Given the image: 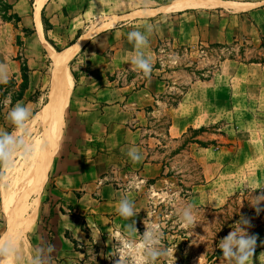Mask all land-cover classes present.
Segmentation results:
<instances>
[{
    "label": "crops",
    "instance_id": "1",
    "mask_svg": "<svg viewBox=\"0 0 264 264\" xmlns=\"http://www.w3.org/2000/svg\"><path fill=\"white\" fill-rule=\"evenodd\" d=\"M36 1L8 0L22 17L20 26L35 30L36 43L29 42L31 35L23 36L21 58L9 36L15 26L0 17V31H5L0 33V64L6 65L8 79L15 76L19 87L22 61L31 69L25 98L17 102L29 108L35 102L29 96L42 90L37 82L42 63L53 64L44 40L56 51L48 39L59 45L58 52L77 47L70 61L75 76L66 139L41 206L48 226L41 235L48 249L37 251L41 264H105L118 235L123 234L120 241L136 235L124 233V226L135 221L139 230L158 185L168 182L184 152L200 163L204 178L190 192L192 204L220 206L247 186V174L236 172H246V162L264 161V67L225 59L209 80L190 81L182 100L171 107L168 99L176 86L165 68L154 64L163 45L224 43L243 36L258 41L264 36V0H46L38 12L41 32ZM43 10L52 25L47 31ZM146 26L152 31L146 33L148 46L140 51L153 65V75L147 77L133 71L130 60L136 49L127 39L130 31L146 32ZM256 110L258 126L253 127L248 118ZM238 114L244 115L242 123ZM165 115L168 122L163 125ZM4 122L0 131L12 133ZM219 122L225 124L220 128L225 136L242 134L238 148H201L194 142L201 134L186 143L188 150L181 148L190 129ZM129 148L138 149L142 159L133 162ZM124 196L135 206L137 214L131 219L116 212ZM66 232L78 241L77 249ZM253 234L257 246L247 264H264V225ZM93 246L98 251L86 249Z\"/></svg>",
    "mask_w": 264,
    "mask_h": 264
},
{
    "label": "rangeland",
    "instance_id": "2",
    "mask_svg": "<svg viewBox=\"0 0 264 264\" xmlns=\"http://www.w3.org/2000/svg\"><path fill=\"white\" fill-rule=\"evenodd\" d=\"M1 8L3 9V7H0V9ZM0 25L2 24L0 23ZM34 32L29 33V35H31V38H29L30 43L37 42ZM0 33H5V31L2 30ZM18 35L21 36V43L17 40ZM9 36L11 41L14 40L16 45L19 46L20 50L17 55L21 58L22 56L19 53L22 52L21 47L24 46L26 40L23 39V36H28L24 35L21 26L16 28V30H12ZM256 43H259V41H256ZM192 46V50L190 51H181L177 47V44L171 46L163 45V47L157 51L160 62L158 61L154 64V67L168 69L166 72L170 74V79L174 81L172 84L176 86L173 91H179L182 85H188L193 78L201 76L198 71H204L205 75L209 74V70L211 69L214 70L215 74L218 72L216 68L220 66V54L223 55L224 52H220L216 49L202 51L199 49L198 42L192 43ZM238 50L239 48L237 51ZM249 53L250 52H247V54ZM42 66L41 79L37 80V82L40 81L39 83L42 85V90L38 89V92L32 97V100L35 102H31L28 108L32 115L26 122L24 129H16L6 118L8 109L11 108V98L19 90L18 84L3 87L1 93H3L4 96L2 98L0 97V122L5 121L4 123H7L6 127L13 130L11 133L12 135H24L25 140L31 144L42 135L45 128L44 126L34 124L35 116L43 106L50 101V96L53 93L51 89V78L55 68L54 64H51L50 61H44ZM69 66L72 73L73 63L70 61ZM170 101H172V99H168L169 104ZM68 106L69 104L64 106L63 116L65 123L60 137L59 149L51 160L42 187L36 194L30 193L29 187L26 188L23 196L25 197V202H23V197L20 196L19 193H15L16 185L18 182H21V175L25 173L24 169L26 170V166L24 167V159L19 157V153L15 155L11 166L0 163V242L5 244V246L8 243L13 244L15 242L14 264H41L40 259H38L37 251L48 249V242H45L46 237L43 236L41 238V235L46 233L43 229H48V226L45 224L46 219L43 213L41 214V206L46 195L45 189L49 174L53 169L54 163L61 155L62 145L66 139ZM257 113L258 110H256L255 113L252 111L251 117L248 118L253 127L258 126L257 123L255 124V119H259ZM236 116H238L237 121L239 123H242V120L245 119L243 114H238ZM262 117H264V114H262ZM163 118V125H166L168 116L165 115ZM224 125V123L219 122L211 125L210 128H207L206 131L203 132L195 133L194 131H190L181 142V148H186V143L200 134L203 136L200 140L205 142L210 148H224L226 146H230L234 149L238 148V142L240 139L242 140V134L240 136L238 134L237 137L231 136L229 138L227 135L225 136V132L220 129L224 127ZM197 146L203 148V146L199 144ZM186 150H188V148H186ZM245 165L246 172L242 169L236 173H238L240 177H244V175L247 174V178L250 180H248L247 186L240 187L220 206H218V204L214 206L194 205L189 201L190 192L195 185L204 182V178L201 173L200 163L190 156L189 153H182L174 162V168L169 172L171 177L168 182H160L158 185L157 193H154L152 203H150V207L146 214V219H144L141 226H139L138 233L130 239H122L121 241L128 244L129 247L133 244H138L142 240L143 233L146 231L145 225L150 224V226L158 229L161 237L160 246L167 250V255L158 257L154 264H227L222 253L218 252V247L216 245L221 238L225 237L231 231V225L240 220L241 216H243L250 222V227L247 228L248 233L253 235L255 232L253 230L259 227L258 221H264V207H262V205L264 206V201H261L258 205L260 208L259 213H257L256 208L252 206V204L256 203V198L260 196V194L256 193L254 190L264 186V161L246 162ZM29 166L30 165H28V167ZM16 168L18 170H15ZM19 170L21 171L18 172ZM249 172L250 175H248ZM24 184H26V182ZM31 202L36 203V208L31 213H25L26 211H23L25 206L31 204ZM187 204L193 205L196 211V219L198 222L193 228L181 225L178 220V209ZM20 205L24 207L19 208ZM16 216L18 217L17 219ZM10 233L13 235L11 236ZM6 236L8 238H6ZM11 237L13 239H10ZM121 241L116 244L114 253L122 251V249H120ZM86 249L93 252L98 251V248H95V246L91 248L87 247ZM114 253H112L110 259L107 260L105 264H115L118 256L113 255ZM0 259H2V257H0ZM126 264H132L130 258L126 259Z\"/></svg>",
    "mask_w": 264,
    "mask_h": 264
},
{
    "label": "clouds",
    "instance_id": "3",
    "mask_svg": "<svg viewBox=\"0 0 264 264\" xmlns=\"http://www.w3.org/2000/svg\"><path fill=\"white\" fill-rule=\"evenodd\" d=\"M151 31V26H146V32L133 30L127 34L128 41L133 43L136 49V53L131 57L130 65L133 71L139 70L146 77L150 76L153 65L150 58H147L140 49L148 46L149 39L146 33L150 34ZM7 81V67L0 64V83H6ZM31 115L32 113L26 106L17 102L16 105L10 108L6 118L16 129L21 130L25 128L26 122L31 118ZM34 151V145L27 142L24 135L14 136L7 131H0V163L11 166L17 153L27 157L32 155ZM127 155L133 162H138L142 159L139 150L136 148H129ZM261 201H264V195L258 196L256 203L252 204L256 208L257 213L260 211L258 205ZM134 207V203L127 196H124L120 199L116 212L125 219H131L137 214L134 211ZM178 220L181 225L193 228L198 222L194 206L187 204L178 209ZM145 226L146 231L138 244H133L129 247L123 241L120 242L122 251L113 254L118 256L115 264H126L127 258L131 259L132 264H154L158 257L167 255V250L160 246L161 237L158 229L150 226V224ZM248 227H250L249 220L241 216L240 220L231 225V231L221 238L216 245L227 264H247L249 258L254 256L258 237L254 234L250 235L247 231ZM123 229L124 233L129 236L138 233L135 221L125 225ZM122 235L121 233L116 239L120 241ZM52 250H54V246H49V251ZM10 251L9 247L0 242V257H3V259H0V264H9Z\"/></svg>",
    "mask_w": 264,
    "mask_h": 264
},
{
    "label": "bare ground",
    "instance_id": "4",
    "mask_svg": "<svg viewBox=\"0 0 264 264\" xmlns=\"http://www.w3.org/2000/svg\"><path fill=\"white\" fill-rule=\"evenodd\" d=\"M45 1L46 0L36 1L37 25H38V30L40 32L42 31V27L39 21L38 12L43 6ZM44 43L49 52L48 54L53 60V64L55 67L52 73V78H51V89L53 93L50 96V101L46 103L43 106V108L38 112V114L35 116L36 118H35L34 124L45 127L42 135L39 138H37V140L32 144L35 147V151L33 152L32 155L27 156V157H25L21 153L18 154L20 158L24 159L23 160L24 167L26 166V170L24 169L25 173L22 172L24 174L21 175L22 176L21 182L17 183L16 190H15V193H19L20 196L22 197L24 196V191L28 187H29L28 189L31 191L30 193L36 194V192L42 187L43 181L46 179L45 177L47 175V171L51 163V160L59 149L60 137L63 131L64 123H65V119L63 116L64 106L68 103L71 97V94H72L73 87H74V78L70 70L69 61H71V59L74 57L77 51V47L75 46L71 49L58 52L55 49H53L52 46L48 44L45 40H44ZM28 165L30 166L28 167ZM17 168L15 170H18ZM20 171L21 170H19L18 172ZM25 182L26 184H24ZM23 199H24L23 202H25V197H23ZM35 204H36L35 202H31V204L29 205L27 204V206H25V209L23 211H26L25 213H28V212L31 213L36 208ZM21 207H24V206L20 205L19 208ZM17 218L18 217L16 216V219ZM12 235L13 234H11V236ZM6 238L8 237L6 236ZM10 239H13V238L11 237ZM15 245H16L15 242L13 244L11 243L6 244V246L11 249L10 254H9V264L15 263V260H14V252H15L14 248L16 247Z\"/></svg>",
    "mask_w": 264,
    "mask_h": 264
},
{
    "label": "trees",
    "instance_id": "5",
    "mask_svg": "<svg viewBox=\"0 0 264 264\" xmlns=\"http://www.w3.org/2000/svg\"><path fill=\"white\" fill-rule=\"evenodd\" d=\"M0 7H3V9H0V17L2 18L3 21L5 22H11L15 28H19L20 27V22L22 20V17L13 10V5L11 3L8 2V0H0ZM42 20H43V24H44V28L45 31L49 30L51 28V24L49 22V20L46 18L45 14H44V10L42 11ZM21 30L24 32L25 36H28L30 32H34L33 29H29L25 26H21ZM33 30V31H32ZM81 33L79 32V35ZM30 36V35H29ZM17 40L18 42L21 43V36L18 35L17 36ZM53 45L54 47L60 51L62 50L61 47L59 45H56L54 43V41L48 39ZM259 43H256L255 40H253L250 37L247 36H243V37H234V39L230 42H208L207 45H205V43L200 42L198 43L199 49L202 51H205L207 49H216L220 52H224L223 55L220 54L221 57V61L225 60V59H232V60H237L240 61L242 63L245 64H251V63H256V64H260L261 66L264 67V36H260L258 38ZM239 46V47H238ZM181 51L183 50H192V44H183V45H179L177 46ZM239 48V50L237 51V49ZM247 52H250L249 54H247ZM159 61V60H158ZM157 61V62H158ZM160 62V61H159ZM189 68V67H187ZM219 68V66L216 68V70ZM168 69H165V71ZM30 67L27 63L26 60L22 61V65H21V77H22V81L19 85V90L15 93V95H13V97L11 98V106L13 104H15L17 101L22 100L25 98L26 95V90L29 88V84H30ZM198 73L201 75L198 78H193L191 83L195 82V81H205V80H209L213 75H214V70L211 69L209 70V74L205 75L204 71H198ZM73 75L75 76V72L73 71ZM151 75H153V72H151ZM190 83V84H191ZM18 82L14 77L8 79V81L6 83H0V97L2 98L4 96L3 93H1V90L3 87L5 86H10V85H17ZM190 84L188 85H182L181 88L179 89V91H177L175 94H173L171 96L172 101H170V106L174 107L177 106L178 103L182 100L184 94L188 91ZM38 92V90H36L33 94H31L29 96V99L32 100V97L34 94H36ZM211 126H202L199 129H190V131H194L196 132H203L206 131L207 128H210ZM194 142H197L200 146L203 147H208V145L201 141V140H196ZM256 193H259L260 195H264V187L262 188H258L254 190ZM262 207H264L262 205ZM258 225H264V221H258ZM84 224V223H83ZM255 231V230H253ZM66 236L69 237L74 244L76 245V249L78 246V241L72 237L69 232H66ZM218 252H221L220 249L218 248Z\"/></svg>",
    "mask_w": 264,
    "mask_h": 264
}]
</instances>
